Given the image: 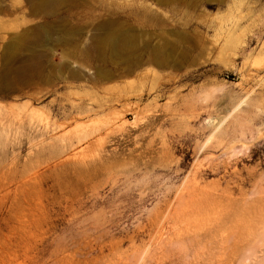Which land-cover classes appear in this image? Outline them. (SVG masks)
<instances>
[{
    "label": "rangeland",
    "instance_id": "1",
    "mask_svg": "<svg viewBox=\"0 0 264 264\" xmlns=\"http://www.w3.org/2000/svg\"><path fill=\"white\" fill-rule=\"evenodd\" d=\"M0 264H264V0H0Z\"/></svg>",
    "mask_w": 264,
    "mask_h": 264
},
{
    "label": "bare ground",
    "instance_id": "2",
    "mask_svg": "<svg viewBox=\"0 0 264 264\" xmlns=\"http://www.w3.org/2000/svg\"><path fill=\"white\" fill-rule=\"evenodd\" d=\"M120 33H121V31H120ZM144 33V32H143ZM115 34H117V33H115ZM125 34V33H124ZM110 35V34H109ZM121 35V34H120ZM153 35V34H152ZM115 37H117V36H119L118 34L117 35H114ZM123 36H127L126 34L125 35H123ZM181 36H183V35H181ZM119 37H121V36H119ZM180 37V36H179ZM122 38V37H121ZM134 38V36L133 37H124L123 39H121L120 40V48L118 47V46H114L116 49H117V47L119 48V50L116 52V49H115V52H116V54H117V56L115 55V54H113L114 53V51H113V55H114V57L116 56V58L117 57H121L120 59H130V58H132L133 57V55H134V50H136L135 49V46L137 45V42L133 39ZM111 40V39H110ZM118 40V39H117ZM117 40H113V42H114V45H116L117 44V42L119 43V41H117ZM164 40V39H163ZM104 41H105V39H104ZM138 41V40H137ZM167 41V40H166ZM115 42H116V44H115ZM169 42V41H168ZM112 43V42H111ZM136 43V44H135ZM164 43V42H163ZM109 44V43H108ZM113 44V43H112ZM157 44V43H156ZM161 44V43H160ZM172 45H174V44H172ZM180 45V44H179ZM148 47V46H147ZM169 47H170V42H169ZM177 47V46H176ZM165 48H167L168 49V45L166 46V43H165ZM175 48V47H174ZM138 49V48H137ZM137 51V50H136ZM135 51V52H136ZM159 51V50H158ZM160 51H162V50H160ZM166 51V50H165ZM141 52V51H140ZM156 52V51H155ZM139 53V52H138ZM165 53V52H164ZM156 54V53H155ZM170 54V53H169ZM136 55V54H135ZM139 55V54H138ZM137 56V55H136ZM158 56H159V54H158ZM156 58V57H155ZM154 58V59H155ZM168 58V57H167ZM134 59L135 58H133V61H134ZM157 59V58H156ZM155 59V60H156ZM113 60V59H112ZM158 60V59H157ZM161 60V59H160ZM115 61V60H114ZM122 62H125V61H122ZM157 62V61H156ZM155 62V63H156ZM130 63V62H129ZM159 64V63H158ZM129 65V64H128ZM162 65H160V67H161ZM166 68V67H165ZM106 94V93H105ZM122 111V110H121ZM122 117V116H121ZM120 117V118H121ZM118 118H117V116L116 115H113V116H111L109 119H108V122H113V123H117L118 121ZM117 121V122H116ZM112 123V124H113ZM111 124V125H112ZM111 127V126H110ZM107 132V131H106ZM89 134V133H88Z\"/></svg>",
    "mask_w": 264,
    "mask_h": 264
}]
</instances>
